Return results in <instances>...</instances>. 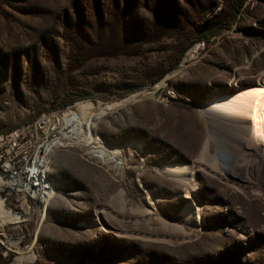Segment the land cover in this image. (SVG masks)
I'll return each instance as SVG.
<instances>
[{"label": "rangeland", "instance_id": "rangeland-1", "mask_svg": "<svg viewBox=\"0 0 264 264\" xmlns=\"http://www.w3.org/2000/svg\"><path fill=\"white\" fill-rule=\"evenodd\" d=\"M244 1L231 28L204 43L193 26L232 0H0V135L137 96L94 125L105 144L135 146L124 179L59 150L46 211L0 194L25 218L0 221V264H264V192L239 181L235 137L205 114L264 83V0ZM207 140L222 175L201 169L189 197L158 169L198 162Z\"/></svg>", "mask_w": 264, "mask_h": 264}, {"label": "bare ground", "instance_id": "bare-ground-1", "mask_svg": "<svg viewBox=\"0 0 264 264\" xmlns=\"http://www.w3.org/2000/svg\"><path fill=\"white\" fill-rule=\"evenodd\" d=\"M195 55H197L196 48L187 53L183 66L189 64ZM262 83L257 87L241 89L233 95L212 100L206 106L205 114L209 118L211 127L221 131L225 130L226 135L230 132L231 137H235L234 148L230 154L239 181L264 192V83ZM136 98L137 96H132L121 102L99 104L97 107L95 106L96 108L89 103H82L66 111L65 115L61 117L64 124L61 134L59 131L52 140V144L56 148L55 153L59 150L77 151L86 160L105 168L117 178L124 179L128 164L132 159L129 156H132V151L137 152L135 146H130L125 152L121 148L105 144L96 137L94 125L99 117L118 109L125 103L134 101ZM65 140L69 141V144L61 143ZM201 169H207L217 176L222 175L219 171L218 160L210 156L208 140L201 151L198 162L169 164L159 167L158 171L184 185L187 196L191 197L195 191L198 171ZM192 207L193 205L188 209V214H191ZM0 221L21 224L25 222V218L22 214L9 210L1 200ZM3 236V232L0 231V238L3 239ZM3 241L13 246L19 243L9 239ZM27 258L33 259L34 255Z\"/></svg>", "mask_w": 264, "mask_h": 264}, {"label": "built area", "instance_id": "built-area-1", "mask_svg": "<svg viewBox=\"0 0 264 264\" xmlns=\"http://www.w3.org/2000/svg\"><path fill=\"white\" fill-rule=\"evenodd\" d=\"M61 117L45 113L31 124L0 135V194L46 211L55 190L52 140L61 129Z\"/></svg>", "mask_w": 264, "mask_h": 264}, {"label": "trees", "instance_id": "trees-1", "mask_svg": "<svg viewBox=\"0 0 264 264\" xmlns=\"http://www.w3.org/2000/svg\"><path fill=\"white\" fill-rule=\"evenodd\" d=\"M244 0H232L226 12L219 14L220 16L216 17L215 22H212L210 25H195L193 26V30L195 34L199 37L197 38L198 42H209L213 37L219 34L223 30H229L232 26V23L237 19V16L242 11ZM226 21L228 24L223 25ZM159 25L162 26V21H159ZM170 30V29H168ZM167 32V31H166ZM170 32V31H168ZM164 36V35H163ZM77 100L76 97H69L67 101H65L64 105H70Z\"/></svg>", "mask_w": 264, "mask_h": 264}, {"label": "water", "instance_id": "water-1", "mask_svg": "<svg viewBox=\"0 0 264 264\" xmlns=\"http://www.w3.org/2000/svg\"><path fill=\"white\" fill-rule=\"evenodd\" d=\"M160 92V90L156 91V94H158Z\"/></svg>", "mask_w": 264, "mask_h": 264}]
</instances>
